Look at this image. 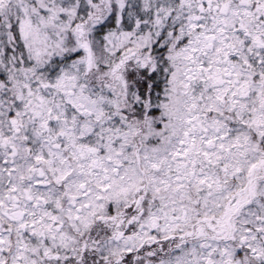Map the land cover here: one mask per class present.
<instances>
[{
  "label": "snow or ice",
  "instance_id": "snow-or-ice-1",
  "mask_svg": "<svg viewBox=\"0 0 264 264\" xmlns=\"http://www.w3.org/2000/svg\"><path fill=\"white\" fill-rule=\"evenodd\" d=\"M0 264H264V0H0Z\"/></svg>",
  "mask_w": 264,
  "mask_h": 264
}]
</instances>
